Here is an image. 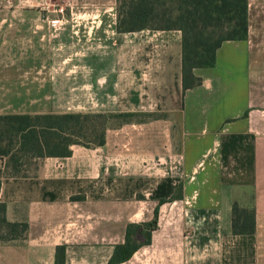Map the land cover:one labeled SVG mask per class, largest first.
Returning a JSON list of instances; mask_svg holds the SVG:
<instances>
[{
  "label": "crops",
  "instance_id": "crops-1",
  "mask_svg": "<svg viewBox=\"0 0 264 264\" xmlns=\"http://www.w3.org/2000/svg\"><path fill=\"white\" fill-rule=\"evenodd\" d=\"M63 1L65 12H0V113L134 115L108 125L102 146L74 144L32 175L1 177L6 219L28 231L0 243V264H55L58 245L64 264H107L127 224L151 222L155 208L150 242L116 264H264V0H247V38L224 41L185 91L179 30L122 32L117 0L79 11ZM11 28L20 49L47 58L4 59ZM207 132L215 165L202 178L196 148ZM245 189L255 231L233 235L232 204L245 206Z\"/></svg>",
  "mask_w": 264,
  "mask_h": 264
},
{
  "label": "trees",
  "instance_id": "trees-1",
  "mask_svg": "<svg viewBox=\"0 0 264 264\" xmlns=\"http://www.w3.org/2000/svg\"><path fill=\"white\" fill-rule=\"evenodd\" d=\"M247 0H129L117 7L118 31L144 28L181 32V85L185 91L201 84L194 68L212 67L216 51L224 41L244 40L248 34ZM132 113L65 112L0 113V180L2 176H24L27 167L45 157H67L74 144L102 146L110 118L132 117ZM128 120V119H127ZM126 121V120H124ZM181 188V185L178 189ZM177 195V194H175ZM159 202H163L160 200ZM0 201V243L22 241L28 223L8 221ZM155 218L148 223H129L123 243L116 244L107 264L128 260L150 242ZM253 206L232 204L231 233L253 234ZM65 246L55 249V264H64Z\"/></svg>",
  "mask_w": 264,
  "mask_h": 264
},
{
  "label": "rangeland",
  "instance_id": "rangeland-1",
  "mask_svg": "<svg viewBox=\"0 0 264 264\" xmlns=\"http://www.w3.org/2000/svg\"><path fill=\"white\" fill-rule=\"evenodd\" d=\"M58 1H60L58 3ZM72 4V10L74 11H79L82 10V7L84 4L89 3V0H73ZM123 1H129V0H117V7L123 2ZM70 2V0H68ZM66 1L63 0H0V12H19V11H38V12H50V11H55L58 10L60 6L64 7V12L68 10V5L65 4ZM12 22H18V21H12ZM46 22V21H45ZM48 22H46L47 24ZM12 30L14 28H11V32L9 34V40L10 42L6 44V50L5 52L7 54H10V57H3L4 59L11 58V59H20V60H33L34 57L38 58L39 56L42 55V58H47L48 54L43 53L38 55L33 54L32 51H28V49H20L19 46L16 44V40L12 41ZM51 33V31H50ZM15 43V44H14ZM80 51L85 50V44L82 45V43H78ZM43 49L46 48V46H43ZM77 49V47H75ZM30 49V48H29ZM31 50V49H30ZM78 50V49H77ZM51 59H52V53L50 54ZM84 55L78 54L74 57V62L79 65V69L77 70L78 74H81L85 68H82V64L85 63ZM96 76H100L105 73L103 71V67H98L95 68L94 70ZM80 78V76H79ZM80 103L79 100H74L73 105L75 106L76 104ZM77 109V108H75ZM136 119H139V117H135ZM129 119V117H119V118H110L108 121L109 125H117L124 120ZM200 128V127H199ZM198 134V131H197ZM199 138H201L199 148L197 147L196 150L198 151V159L201 161L200 168L198 169V174L197 176H207L214 168V160H213V154H214V144L208 139L209 138V133L207 132L203 136L199 133ZM194 148H191L190 154H193ZM212 152V153H211ZM27 174L32 175L35 170V165H29L27 167ZM197 182V181H196ZM210 183H207L206 185H202V187H208ZM197 187H201L199 185H196ZM245 193L248 194L247 196V201L245 202L244 207H250L251 206V192L249 189L244 190ZM238 204V203H237ZM238 206H241L238 204Z\"/></svg>",
  "mask_w": 264,
  "mask_h": 264
},
{
  "label": "built area",
  "instance_id": "built-area-1",
  "mask_svg": "<svg viewBox=\"0 0 264 264\" xmlns=\"http://www.w3.org/2000/svg\"><path fill=\"white\" fill-rule=\"evenodd\" d=\"M58 11H60V12L64 11V7L63 6H60L59 9H58ZM0 166L2 167L1 162H0Z\"/></svg>",
  "mask_w": 264,
  "mask_h": 264
}]
</instances>
